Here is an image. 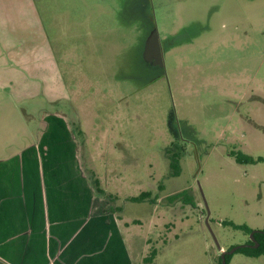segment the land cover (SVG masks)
<instances>
[{
    "label": "rangeland",
    "instance_id": "1",
    "mask_svg": "<svg viewBox=\"0 0 264 264\" xmlns=\"http://www.w3.org/2000/svg\"><path fill=\"white\" fill-rule=\"evenodd\" d=\"M31 2L15 4L16 18L0 10V69L32 68L49 89L39 98L56 97L103 211L115 198L99 223L123 226L134 264L152 247L151 264H217L207 224L222 250L249 239L230 223L264 227V0ZM153 37L159 63L145 55ZM12 80L0 75V99ZM142 191L153 202L129 200ZM226 264H264V254L233 252Z\"/></svg>",
    "mask_w": 264,
    "mask_h": 264
},
{
    "label": "crops",
    "instance_id": "2",
    "mask_svg": "<svg viewBox=\"0 0 264 264\" xmlns=\"http://www.w3.org/2000/svg\"><path fill=\"white\" fill-rule=\"evenodd\" d=\"M22 1L32 5L0 0V10L16 18L12 10ZM12 69H0V75L13 77L8 86L14 96L0 99V264H134L126 255L123 226L99 223L105 204L56 97L39 98L47 88L28 74L32 68Z\"/></svg>",
    "mask_w": 264,
    "mask_h": 264
},
{
    "label": "trees",
    "instance_id": "3",
    "mask_svg": "<svg viewBox=\"0 0 264 264\" xmlns=\"http://www.w3.org/2000/svg\"><path fill=\"white\" fill-rule=\"evenodd\" d=\"M166 154H167V158H168V166H169V175L170 176H178L180 173V164H179V159L181 156V149L178 146V144L176 143H172L170 145V147L166 148ZM231 154L234 156L235 160L239 163H253L256 160H260V159H254L253 157L243 154L241 152H231ZM89 180L91 181V184L93 186V188L95 189V191L101 195L104 194V191L99 187V181L98 179L93 175V173H91L89 175ZM181 193L178 194H174L172 197L176 198L180 195ZM114 196L111 194H107L106 195V200L108 202L107 207L105 208L104 211H108L106 209H109V211H112L111 209V205L109 203H111L113 201ZM129 200L132 202H141L144 200H151V193L150 191H142L140 194H138L137 196H131L129 197ZM223 223H230V222H223ZM233 228L235 229H240L244 232H246V234H249L252 229L246 227L245 225H235L232 224ZM263 231H264V227H263ZM253 237L255 238V241L258 242V246L256 248H239L237 249L235 252H241V253H245L248 256H253V257H258L259 255L264 254V232L261 231H257L253 234ZM229 249V248H228ZM156 256V249L155 248H150L148 250V253L143 257L142 262L143 264H151L154 260ZM226 263L229 262V259L231 258V254L226 255ZM217 264H221V259L220 256L218 258V263Z\"/></svg>",
    "mask_w": 264,
    "mask_h": 264
},
{
    "label": "water",
    "instance_id": "4",
    "mask_svg": "<svg viewBox=\"0 0 264 264\" xmlns=\"http://www.w3.org/2000/svg\"><path fill=\"white\" fill-rule=\"evenodd\" d=\"M146 52L145 55L149 60H152V58H154L153 62L155 63H159L161 60V56H160V49L158 47V41L156 39V37H153L151 39L148 40L147 44H146ZM206 224H207V219L205 220ZM207 227L213 237V240L216 244V247L218 250H220V259H221V264H226V255H229L231 253H233L235 250H237L238 248L241 247H256L258 246V242L255 241V238L253 237V234L257 231H261L259 229H253L250 233H249V239L253 244H239V245H235L227 250H222L221 246L219 245L218 241L216 240L214 234L212 233L211 229L209 228L208 224ZM264 232V231H261Z\"/></svg>",
    "mask_w": 264,
    "mask_h": 264
},
{
    "label": "flooded vegetation",
    "instance_id": "5",
    "mask_svg": "<svg viewBox=\"0 0 264 264\" xmlns=\"http://www.w3.org/2000/svg\"><path fill=\"white\" fill-rule=\"evenodd\" d=\"M159 44V43H158ZM159 47H160V51L162 50V47L160 46V44H159ZM153 60H154V58H152V60H150V61H152L153 62ZM259 230H261V231H263V228L262 229H259ZM244 244H253L251 241H250V239H248ZM239 245V244H238ZM259 245V244H258ZM257 247V246H256ZM256 247H254V248H256ZM231 248V247H230ZM241 248H253V247H241ZM228 249V248H227ZM227 249H225V250H227ZM239 249V248H238ZM236 251V250H235ZM234 251V252H235ZM219 256H220V254H219Z\"/></svg>",
    "mask_w": 264,
    "mask_h": 264
}]
</instances>
